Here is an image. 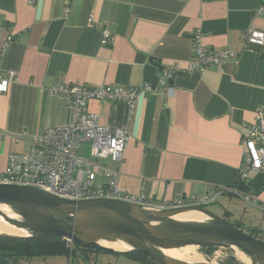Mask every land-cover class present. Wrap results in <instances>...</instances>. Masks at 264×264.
<instances>
[{
    "label": "crops",
    "instance_id": "1",
    "mask_svg": "<svg viewBox=\"0 0 264 264\" xmlns=\"http://www.w3.org/2000/svg\"><path fill=\"white\" fill-rule=\"evenodd\" d=\"M33 2V3H32ZM264 0H0L1 71L17 75L0 94V172L10 154L26 152L33 137L67 125L66 99L51 93L58 82L156 89L162 68L186 67L191 35L204 33L211 49L238 54L224 69L179 75L172 92L142 94L131 110L124 103L92 100L86 110L103 125L126 127L129 146L119 186L161 205L238 187L245 127L264 112V45L245 47L242 35L264 31L256 14ZM108 31L112 43L102 45ZM90 156L87 144L82 151ZM118 168L111 161L105 162ZM251 213L224 210L264 238V172L249 174ZM238 196V195H236ZM235 196V197H236ZM238 197V198H239ZM215 204V203H214Z\"/></svg>",
    "mask_w": 264,
    "mask_h": 264
},
{
    "label": "built area",
    "instance_id": "2",
    "mask_svg": "<svg viewBox=\"0 0 264 264\" xmlns=\"http://www.w3.org/2000/svg\"><path fill=\"white\" fill-rule=\"evenodd\" d=\"M256 14L264 17V4ZM0 31L8 29L1 26ZM203 37L202 30L192 33L191 61L186 67L176 64L162 68L156 89L151 85L140 89L112 85L87 88L56 83L51 93L64 97L68 102L71 110L70 122L65 126L49 128L41 135L33 137L28 151L10 154L5 171L0 172V184L33 187L75 201L108 199L160 208L203 207L216 203L217 198L228 191L227 189H215L200 197H181L161 205L145 194H132L122 190L119 186L120 166L129 146V131L126 127L103 125L97 114L86 110L92 100L124 103L133 110L138 98L144 93H159L164 90L172 92L169 85L179 75H190L211 68L224 69L230 61L237 60L238 54L235 52L205 46ZM112 40L113 36L108 31L102 33V45H109ZM242 42L245 47L250 44L264 45V31L250 29L242 35ZM2 57L3 54H0V94L6 93L17 78L14 71L2 73ZM255 120L243 132L240 142L243 162L238 187L231 191L254 205L257 204L256 197L241 189L240 184L247 188L250 173L264 172V112L259 110ZM87 144L90 146L89 157L82 154ZM107 161L114 162L118 168L109 167L105 164ZM64 241L69 249L75 247L72 241Z\"/></svg>",
    "mask_w": 264,
    "mask_h": 264
},
{
    "label": "water",
    "instance_id": "3",
    "mask_svg": "<svg viewBox=\"0 0 264 264\" xmlns=\"http://www.w3.org/2000/svg\"><path fill=\"white\" fill-rule=\"evenodd\" d=\"M209 205L160 208L108 199L75 201L33 187L0 184V223L11 230L0 231V238L70 240L78 249L140 253L156 264H216L187 263L167 252L221 248L250 259V264H264V240L215 214ZM190 212L200 217H181Z\"/></svg>",
    "mask_w": 264,
    "mask_h": 264
},
{
    "label": "rangeland",
    "instance_id": "4",
    "mask_svg": "<svg viewBox=\"0 0 264 264\" xmlns=\"http://www.w3.org/2000/svg\"><path fill=\"white\" fill-rule=\"evenodd\" d=\"M86 155V154H85ZM236 196V195H235ZM227 197L218 200L217 203L209 205L208 209H210L215 214L222 216L229 220L232 223H235L233 217L224 214V210H233L234 212H245L246 210L251 212V207L246 205L243 200H240L239 196L236 197ZM239 197V198H238ZM254 213V212H251ZM244 232H247L248 227L242 226ZM255 237L263 239V236L260 233L252 232ZM82 253V254H80ZM93 255V256H92ZM89 254L87 252H79L73 254L71 256L66 255H50L47 257H34L29 260H20L21 264H154L153 261L144 259L141 255H117V254ZM97 255V256H96ZM191 255H199V263L209 262L216 264H250L247 259L242 258L228 250L225 249H215V250H199V249H190L187 251L185 255V259L189 260L188 256ZM83 257H87L90 259V262H86L82 259ZM211 260H210V259ZM156 264V263H155Z\"/></svg>",
    "mask_w": 264,
    "mask_h": 264
},
{
    "label": "trees",
    "instance_id": "5",
    "mask_svg": "<svg viewBox=\"0 0 264 264\" xmlns=\"http://www.w3.org/2000/svg\"><path fill=\"white\" fill-rule=\"evenodd\" d=\"M240 188L247 190L245 185L240 184ZM238 227L242 226L240 223ZM254 232V229H250ZM215 250V249H209ZM79 252H87L89 254H117V255H141L144 259L149 257L140 253H117V252H95L91 250L78 249L76 247L69 249L67 242L62 239H29V240H17V239H6L0 238V264H21L20 260H29L34 257H47L50 255H66L71 256ZM82 254V253H80ZM93 256V255H92ZM97 256V255H96ZM82 259L87 263L90 259L83 257ZM151 260V259H150ZM149 260V261H150ZM152 261V260H151ZM155 264V263H154Z\"/></svg>",
    "mask_w": 264,
    "mask_h": 264
},
{
    "label": "bare ground",
    "instance_id": "6",
    "mask_svg": "<svg viewBox=\"0 0 264 264\" xmlns=\"http://www.w3.org/2000/svg\"><path fill=\"white\" fill-rule=\"evenodd\" d=\"M181 217H183V218H199L200 216L194 212H190V213L182 214ZM0 231L11 233V230L9 228L5 227L4 225H2L1 223H0ZM190 249H193V247L182 248L180 250H170L167 253L170 256H173L176 259L187 262V263H199V258H200L199 255H191V256L189 255L188 256L189 260L184 258L187 251ZM247 260H248V262H250V259H247Z\"/></svg>",
    "mask_w": 264,
    "mask_h": 264
},
{
    "label": "flooded vegetation",
    "instance_id": "7",
    "mask_svg": "<svg viewBox=\"0 0 264 264\" xmlns=\"http://www.w3.org/2000/svg\"><path fill=\"white\" fill-rule=\"evenodd\" d=\"M241 228H243L242 226H240ZM243 230V229H242ZM244 231V230H243ZM207 250H209V249H207Z\"/></svg>",
    "mask_w": 264,
    "mask_h": 264
}]
</instances>
